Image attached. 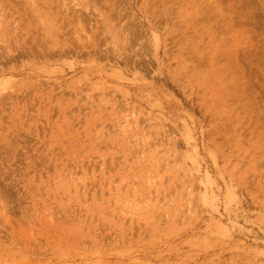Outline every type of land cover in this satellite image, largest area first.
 <instances>
[{"label": "rangeland", "instance_id": "1", "mask_svg": "<svg viewBox=\"0 0 264 264\" xmlns=\"http://www.w3.org/2000/svg\"><path fill=\"white\" fill-rule=\"evenodd\" d=\"M0 84V264H264V0H0Z\"/></svg>", "mask_w": 264, "mask_h": 264}, {"label": "bare ground", "instance_id": "2", "mask_svg": "<svg viewBox=\"0 0 264 264\" xmlns=\"http://www.w3.org/2000/svg\"><path fill=\"white\" fill-rule=\"evenodd\" d=\"M73 13V12H72ZM74 15V14H73ZM1 85V84H0Z\"/></svg>", "mask_w": 264, "mask_h": 264}]
</instances>
